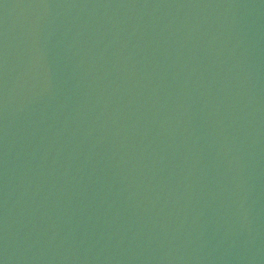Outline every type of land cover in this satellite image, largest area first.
Returning a JSON list of instances; mask_svg holds the SVG:
<instances>
[{
	"label": "water",
	"instance_id": "water-1",
	"mask_svg": "<svg viewBox=\"0 0 264 264\" xmlns=\"http://www.w3.org/2000/svg\"><path fill=\"white\" fill-rule=\"evenodd\" d=\"M0 264H264V0H0Z\"/></svg>",
	"mask_w": 264,
	"mask_h": 264
}]
</instances>
